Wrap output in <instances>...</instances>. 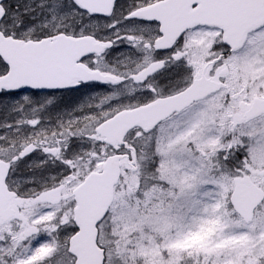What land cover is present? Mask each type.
Masks as SVG:
<instances>
[{
    "label": "snow or ice",
    "instance_id": "obj_1",
    "mask_svg": "<svg viewBox=\"0 0 264 264\" xmlns=\"http://www.w3.org/2000/svg\"><path fill=\"white\" fill-rule=\"evenodd\" d=\"M0 264H264V0H0Z\"/></svg>",
    "mask_w": 264,
    "mask_h": 264
}]
</instances>
